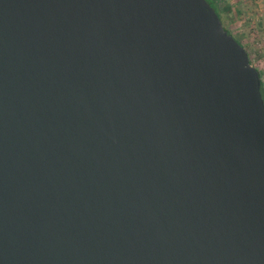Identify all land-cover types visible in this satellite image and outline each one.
Returning a JSON list of instances; mask_svg holds the SVG:
<instances>
[{
  "label": "water",
  "instance_id": "1",
  "mask_svg": "<svg viewBox=\"0 0 264 264\" xmlns=\"http://www.w3.org/2000/svg\"><path fill=\"white\" fill-rule=\"evenodd\" d=\"M0 264H264V99L207 0H0Z\"/></svg>",
  "mask_w": 264,
  "mask_h": 264
},
{
  "label": "crops",
  "instance_id": "2",
  "mask_svg": "<svg viewBox=\"0 0 264 264\" xmlns=\"http://www.w3.org/2000/svg\"><path fill=\"white\" fill-rule=\"evenodd\" d=\"M227 2L229 5H231V8L234 12V17L231 18V24L237 25V29L240 30L242 26H247L253 31H259V29L262 28L264 29V0H228ZM259 34L260 37H262L260 43L263 45L262 43L264 39V33H257L255 35L253 34L252 37H247L248 42L250 43L252 38L255 36L257 37ZM235 37L243 44V46L248 48L247 45L243 43L237 35H235ZM262 49V51H264V48ZM252 64H254L258 71H260L264 87V61L258 58L257 62Z\"/></svg>",
  "mask_w": 264,
  "mask_h": 264
},
{
  "label": "rangeland",
  "instance_id": "3",
  "mask_svg": "<svg viewBox=\"0 0 264 264\" xmlns=\"http://www.w3.org/2000/svg\"><path fill=\"white\" fill-rule=\"evenodd\" d=\"M228 0H221V5L227 4ZM225 25L234 33L235 35L238 36V38L247 45L248 53H249V58L251 59V63H256L257 59L259 58L260 60L264 61V51H262L264 48V39H263V45H261L260 40H262L260 37V34L257 35V37H253L252 41L249 43L247 37L249 38L250 36L252 37L253 34L257 33H264V29H259V31H253L250 30L247 26H242V28L239 30L237 29V25H232L231 20L229 18H225L224 20ZM259 39V40H258ZM251 40V39H250ZM258 40V41H257ZM254 65V64H252Z\"/></svg>",
  "mask_w": 264,
  "mask_h": 264
},
{
  "label": "trees",
  "instance_id": "4",
  "mask_svg": "<svg viewBox=\"0 0 264 264\" xmlns=\"http://www.w3.org/2000/svg\"><path fill=\"white\" fill-rule=\"evenodd\" d=\"M207 2L215 9V11L217 12L219 18L221 19L222 23H223V26L225 29H227V31L229 33H232V31L225 25L224 23V20L225 18H229L231 20V18L234 17V12H233V9L231 8V5H229L228 3L227 4H224V5H221V0H207ZM233 34V33H232ZM233 36L235 37V35L233 34ZM236 38V37H235ZM236 40L241 44L243 45L237 38ZM244 48L247 50V48L244 46ZM249 56V54H248ZM250 60V58H249ZM251 62V60H250ZM252 64V63H251ZM259 74L261 76V73L259 71ZM261 93H262V97L264 99V87H263V81L261 79Z\"/></svg>",
  "mask_w": 264,
  "mask_h": 264
}]
</instances>
